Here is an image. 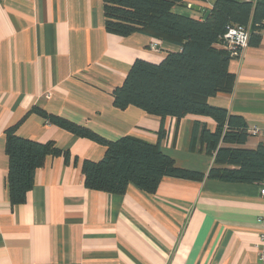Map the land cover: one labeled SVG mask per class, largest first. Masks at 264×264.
<instances>
[{"label": "crops", "instance_id": "0c3cea01", "mask_svg": "<svg viewBox=\"0 0 264 264\" xmlns=\"http://www.w3.org/2000/svg\"><path fill=\"white\" fill-rule=\"evenodd\" d=\"M193 16L203 13L192 2ZM187 14L188 8L176 7ZM103 0H1L0 3V264H264L258 242L264 232L262 183L214 178H164L156 193L129 185L124 194L85 186L82 163L98 161L106 146L48 122L35 112L86 127L105 140L131 135L161 141L178 167L207 174L214 156L202 150L210 117L176 118L114 105L137 58L161 61L180 47L134 33L107 31ZM230 92L209 99L213 106L241 116L248 128L264 124V37L229 64ZM198 138L192 147L194 128ZM18 124V125H17ZM39 142H54L67 156L49 155L20 204L11 202L6 130ZM230 147L257 149L262 135Z\"/></svg>", "mask_w": 264, "mask_h": 264}, {"label": "trees", "instance_id": "16d2710c", "mask_svg": "<svg viewBox=\"0 0 264 264\" xmlns=\"http://www.w3.org/2000/svg\"><path fill=\"white\" fill-rule=\"evenodd\" d=\"M103 1L108 32L122 37L142 33L159 43L180 47L177 51H167L159 62L137 58L123 84L113 91L114 105L122 109L136 106L163 119L167 116L212 118L216 129L212 131L204 125L199 139L202 150L214 156L215 165L207 174L178 167L174 159L162 151L163 129L156 143L131 135L108 141L86 127L34 107L30 112L40 114L48 122L106 146L102 159L83 161L85 186L124 194L129 185H135L153 194L166 177L262 183L264 145L255 150L226 146L246 143L247 123L241 116L211 105L209 99L219 92H230L234 87L235 77L229 64L235 55L221 46L224 34L230 26L244 25L250 27L252 39L264 27V0H201L205 7L199 16L176 10V7L192 10L190 5L196 0ZM207 10L210 13L204 18ZM17 125L5 132L8 185L13 204L25 202L34 185L36 171L49 155L65 153L67 156V152L58 149L52 141L43 143L18 135ZM198 133L199 121L194 128L192 147Z\"/></svg>", "mask_w": 264, "mask_h": 264}, {"label": "built area", "instance_id": "2783aa9c", "mask_svg": "<svg viewBox=\"0 0 264 264\" xmlns=\"http://www.w3.org/2000/svg\"><path fill=\"white\" fill-rule=\"evenodd\" d=\"M261 35L264 37V27L261 30ZM250 39H251V29L249 26H244V25L230 26L223 36L221 46L232 50L233 54L236 56L241 54V52L248 47L250 43ZM159 46L160 45L158 41H153L150 43L151 49L157 50ZM248 132L251 135H262L264 138V124L254 125L252 127H249ZM260 194L264 197V180L262 182ZM258 247H259V259L262 262H264V232L260 234Z\"/></svg>", "mask_w": 264, "mask_h": 264}, {"label": "water", "instance_id": "95a60500", "mask_svg": "<svg viewBox=\"0 0 264 264\" xmlns=\"http://www.w3.org/2000/svg\"><path fill=\"white\" fill-rule=\"evenodd\" d=\"M191 7H192V8H193V7H196L197 9L199 8V6H194L193 4H191ZM209 13H210V10H207L206 13H205V15H204V18H207L208 15H209Z\"/></svg>", "mask_w": 264, "mask_h": 264}, {"label": "rangeland", "instance_id": "374dc122", "mask_svg": "<svg viewBox=\"0 0 264 264\" xmlns=\"http://www.w3.org/2000/svg\"><path fill=\"white\" fill-rule=\"evenodd\" d=\"M210 1H213V0H210ZM186 11H187V14H188V15H191V14H193V11H192V10H190V9H189V10H186Z\"/></svg>", "mask_w": 264, "mask_h": 264}]
</instances>
